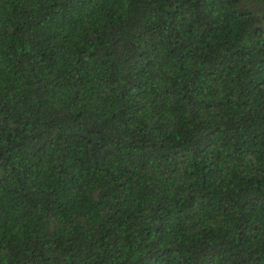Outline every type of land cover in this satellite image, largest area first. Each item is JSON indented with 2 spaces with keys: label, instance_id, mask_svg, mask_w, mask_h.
<instances>
[{
  "label": "trees",
  "instance_id": "obj_1",
  "mask_svg": "<svg viewBox=\"0 0 264 264\" xmlns=\"http://www.w3.org/2000/svg\"><path fill=\"white\" fill-rule=\"evenodd\" d=\"M0 264H264V0H0Z\"/></svg>",
  "mask_w": 264,
  "mask_h": 264
}]
</instances>
